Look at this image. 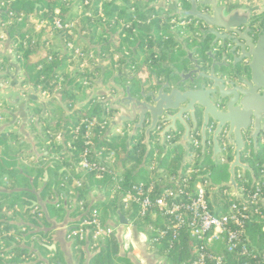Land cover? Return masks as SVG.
<instances>
[{"label": "water", "instance_id": "obj_1", "mask_svg": "<svg viewBox=\"0 0 264 264\" xmlns=\"http://www.w3.org/2000/svg\"><path fill=\"white\" fill-rule=\"evenodd\" d=\"M177 2L161 0L150 7L168 11L178 20L191 18L201 22V38L194 39L190 47L191 40L184 42L176 36V47L166 58L153 49L158 54L156 64L162 60L164 63L157 71L144 69L141 67L144 64L133 72L126 68L118 71L101 68L99 79L92 80L94 85L85 91L84 100L77 102V106L92 105L93 110L98 108L102 115L109 116L106 135L113 127L131 125L129 142L138 129L143 130L145 156L150 149L151 133L157 132L160 145L165 148L166 135L181 132L174 144L184 149L178 174L186 164L191 132L198 131L203 155L207 139L211 140L213 161L222 153L220 140L224 137L232 148V160L227 169L229 180L214 185L215 190L210 192L212 209L216 211L215 196L224 200L219 192L223 187L233 188L229 199L234 196L240 203L247 204L237 193L235 176L236 169H241L243 174L248 171L255 181L252 168L241 160L242 153L252 145L256 154L264 143V0H186L181 7ZM11 45L10 38L0 40V77L8 79V84L0 81V98L8 107L3 113L11 118L0 131L18 121L15 135L23 137L20 144L30 146L26 154L34 153L38 159L46 152H38L32 131L27 130L29 120L35 118L34 126L38 129L39 118L44 116L52 99L65 115L74 113L75 109L67 110L57 96L46 98L30 86L23 87L17 80L20 63L12 54ZM92 47L99 50V46ZM35 104L41 111L30 114V107ZM37 133L40 134L39 129ZM261 169L264 172V163ZM259 203L264 207V198ZM119 219L121 224L127 223L121 214ZM70 228H66L65 238ZM66 241L71 256L64 263L51 258L43 264H89L97 253L90 254L85 249L87 256L81 261L80 255L73 256V240Z\"/></svg>", "mask_w": 264, "mask_h": 264}, {"label": "built area", "instance_id": "obj_2", "mask_svg": "<svg viewBox=\"0 0 264 264\" xmlns=\"http://www.w3.org/2000/svg\"><path fill=\"white\" fill-rule=\"evenodd\" d=\"M11 1L13 0H0V5L3 7ZM58 1L64 2V0ZM185 1L178 0L177 5L181 7ZM43 12L47 13V10L44 9ZM94 12L99 13L98 10ZM9 15L12 16L11 13ZM23 16L21 14L17 17L20 22ZM100 16L101 21L107 22V17L103 14ZM85 17L92 22V17L88 15ZM128 17L129 19H123L129 21L131 26L128 24L124 26L130 28L135 35H138L135 26L144 24L146 19L147 23H150L151 19L155 18L159 21V25L168 22L171 32L180 31L181 33L192 21L190 18L178 20L170 14L166 17L150 15L143 21L137 15ZM112 19V22L117 23L123 20L118 15L112 16ZM71 23V20L60 17V9L56 7L52 10V14L39 17L37 29L49 31L48 34L58 36L65 46L66 43L71 46L76 41L72 40L74 33L68 30ZM133 24L136 25L133 26ZM105 27L108 29V26L105 25ZM5 34L2 33L0 39H6V35L7 39L11 38L9 34ZM80 34L81 32L78 35ZM119 34L123 36L122 38L127 36L124 31ZM32 37L26 34L24 37L17 35L11 39V48L15 50L16 60H22L24 50L36 44H32ZM122 50L125 51V48L122 47ZM127 52L124 53L128 55ZM47 59L50 60V57ZM129 69H134V66L129 65ZM38 70H43L41 64L37 66ZM110 120L109 116L105 118L101 114H88L73 125L72 142L70 141L67 145L70 159L68 158V165L64 164L62 170L73 171L79 177L67 173L63 175L60 185L67 182L77 191L89 181L91 176L97 179L108 176L111 180L110 197L126 211V216L131 217L132 223L134 220L143 222L149 219L151 221L147 223L150 235L146 242L150 251L161 252L164 262L172 260L174 249L185 238L190 242V258L178 260L175 264H232V261L233 264H264V207L259 203L264 198L262 169L254 182L240 171L236 172L237 193L242 195L247 204L240 203L234 196L229 199L228 195L233 188L223 187L219 192L225 201L219 203L216 211H213L210 191L215 190V187L204 173L203 165L200 163L202 147L197 131L189 135V156L185 169L180 174H171L162 183L158 179L128 183L107 163V159H111L113 155V152L106 147L110 143L112 134L123 135L124 133L121 127H113L106 135ZM210 131L209 128L208 132ZM171 138V135L166 137L167 140ZM210 142L211 140L207 139L206 145ZM220 147L223 154L220 161L223 162L229 154L224 137L220 140ZM250 153V149L247 148L242 154L248 158ZM74 157L78 166L73 161ZM154 166V162H150L149 170L153 171ZM5 177L7 176L2 178ZM62 196V204H53L56 209H62L64 203L69 206L68 200H72L81 214L68 230L67 238L73 240L74 247L77 249L84 246L90 254L97 252L101 247L99 240L112 236L114 229L103 221L99 209L93 204L88 206L87 202L78 199L77 195L69 199L63 192ZM36 210L37 207L34 208V212ZM258 225H260V233H254V228ZM22 257V263L27 261L25 256Z\"/></svg>", "mask_w": 264, "mask_h": 264}, {"label": "rangeland", "instance_id": "obj_3", "mask_svg": "<svg viewBox=\"0 0 264 264\" xmlns=\"http://www.w3.org/2000/svg\"><path fill=\"white\" fill-rule=\"evenodd\" d=\"M161 0H121L119 1L121 9H125L126 16L131 15H137L139 14L140 10L147 9L151 5L156 4L160 2ZM166 2H169V0H165ZM109 0H64V2H60L63 7L69 8L66 9L65 13L67 14L66 19L71 20L72 23L70 24L71 27H69L68 30H70L72 33L77 32L72 40H76L73 42V45H67L63 44L61 41L60 43H57L58 45L54 46V50L52 51L51 55L57 54L59 55L58 58H60L65 64V69L63 72L58 71V73H61V77L58 75H53L51 77V80H46L43 76H41L39 81L37 83L34 81L30 84V87L34 88L36 91H39L42 96L49 98L52 95L57 96L60 101L63 103V105L67 108V110L75 109L74 113L70 115H65V111L58 105L57 101L55 99H52L50 104L46 106L44 116L39 118L38 121V129L40 134H38V129L34 126V119L32 118L29 120V126L27 127V130L32 131V136L34 137V140L37 142L38 152H48L47 158L49 159V164L51 167L56 166L54 168H51V174L53 172H56L57 176L50 177V183L48 184V195H47V202L50 204L59 203L62 204V194L65 192L67 194V197L71 199L73 196H76L78 193L75 189H73L72 186H70L67 182L63 185H60L62 183L63 175L67 173H71L72 175H75L73 171L67 172L66 170H62V167L64 164L68 165L70 152L67 149V145L72 139L71 131L73 130V125H75L80 119L85 118V116L91 114V111H94L96 114H101L100 110L98 108L92 109V105L90 106H77V102H81L84 100L85 91L90 89L94 84L92 83V80L99 79V76L101 74L102 69L104 71L109 70H120L121 68H126L130 71L134 69H129V65H131L128 61L129 55H135L137 54L141 56L142 60L144 61L148 54H144L145 51L141 50V46H135V41L132 43H125L124 39L119 34V32H125L127 33L130 28H126L124 25L128 24L129 21H124L123 18L129 19V17L126 16H119L123 20H119V22H112V17H108L106 15L107 9L105 10V5L110 4ZM98 5V6H97ZM1 6V5H0ZM97 6V7H96ZM94 10H98L99 13L94 12ZM43 10L38 11L36 14H29L24 15L22 17V20L27 21L28 29H30L31 36L33 43H39L41 45L46 40L48 43H43L45 45H49L50 41H53V38L56 36L51 34L50 38H45L47 32L44 30V33L37 37L38 32H40V29H37L38 27V21L39 17H44ZM90 14V15H89ZM100 14H103L104 17H107V22L105 20L101 21ZM149 17L150 15H155V17H166L167 14H169L168 11H165L163 9H154L151 13H146ZM92 17V22L90 20H87L85 16ZM70 18V19H69ZM5 21L8 19L7 17L3 18ZM151 19L152 21L150 23H147V19L144 21V24H141L139 26H135L139 28L140 30L144 29L146 31H152L155 36L162 31H169V23H163L160 26V30H158L155 26L156 19ZM126 20V19H125ZM12 22H20V20H10ZM86 21V22H85ZM143 21V20H142ZM75 22V23H74ZM87 22L90 23H97V28L94 31H91L88 26L85 24ZM0 21V35L2 33H6L8 24L4 26L1 25ZM13 24V23H11ZM131 24V23H130ZM86 25V26H85ZM104 25V26H103ZM108 26V29L105 27ZM32 26V27H30ZM131 26V25H129ZM25 30V29H23ZM40 30V31H39ZM22 31V30H20ZM81 32V38H78V34ZM142 32V31H141ZM50 33V32H49ZM143 33V32H142ZM7 34V33H6ZM5 34V35H6ZM118 34V35H117ZM139 35V33H138ZM141 36V34L139 35ZM45 38V39H43ZM82 39V40H81ZM1 41H7V35L6 39H0ZM145 39L141 38L142 46L144 44ZM160 37L158 40V43L160 44ZM100 46L105 47L104 52H101L100 54H95V50H92L91 52L90 47L91 46ZM12 46V45H11ZM122 47L125 48V51H128V55H126L122 50ZM137 47V48H135ZM12 49V48H11ZM101 49V48H100ZM136 51L131 52L130 50ZM172 49H165L164 51V58L169 57ZM12 54L16 55L15 50L12 49ZM50 55V58L52 59V56ZM18 61V60H17ZM131 63V64H130ZM163 60L159 65H155L154 68H152L153 71L160 70V67L163 65ZM42 66V64H41ZM102 68V69H101ZM148 69V68H147ZM133 72V71H132ZM65 73V74H64ZM70 73L71 77L72 75H75V77L78 79V86L74 88V86L77 85V82L73 84V82H70L72 80H68L67 75ZM5 84H8V81L5 82ZM72 92H77L72 93ZM73 98H71V97ZM53 107L49 109L50 107ZM8 109L5 101L0 98V128L1 126L5 125L6 123L10 122L11 118L3 113V110ZM41 111V108L36 111V114H39ZM31 114V113H30ZM95 114V115H96ZM103 117H108L107 115H102ZM16 127V126H15ZM15 127H5L3 130L0 131V135H8L10 133H13V129ZM119 127V126H116ZM32 128V129H31ZM18 131V126L17 130ZM20 139L22 140L23 137L21 136ZM20 140V141H21ZM124 141V138L120 134L113 133L110 138V144H117L118 142ZM72 142V141H71ZM23 145H26L25 143ZM16 150L22 151L19 153H15L11 158L8 156L9 159L12 161L15 160V163H11L10 166H7L6 170L13 171L15 174H20L22 171L24 172V166L29 163V158L26 155V147H21L20 145L16 146ZM40 158H44V156H41ZM69 158V159H68ZM8 161V159H5ZM65 160V161H64ZM4 161V159H3ZM18 161L19 163H17ZM61 161L63 163H61ZM76 165L78 166L76 157H74L73 160ZM10 162V161H9ZM118 166L115 167V171L119 172L121 171V168L128 169L123 163L119 162L117 163ZM60 168V169H59ZM67 168V167H66ZM0 167V180H1V192L3 193H13L14 188L13 185L16 183L11 177L10 179L5 177L2 178L6 172ZM173 172V170H171ZM149 173L146 169L142 168L139 170L138 174L136 176H133L132 179L134 182H139L144 180L146 177H148ZM76 177L79 175H75ZM22 180V183H16L19 184L18 188H22L24 186L25 180L22 179V177H19ZM95 180H104L102 179H95V178H89V181H91V190H96L99 186L95 183ZM18 182V181H17ZM103 184V183H99ZM83 186V185H82ZM109 188L106 189V195L108 196ZM78 198V196H77ZM83 200L84 202H87V205H89V196L88 194H84L81 198H78ZM72 200H68V204H70L68 207L73 208L75 214H78V208L74 206V203ZM109 200H107L104 204H97L94 205L97 207L101 213V218L106 217L107 208L111 205H109ZM30 206L27 204L25 206L24 204L20 203L18 200L15 201L13 199H8L6 196H0V216H2V220L4 221L3 225H0V260H4L8 262V260H11L15 254L21 260H23V257L25 253H21L20 256L17 255V251L9 252V249L11 247H18L22 248L23 250L24 245L26 244V240H28V231L26 230L27 225L25 223H34L37 221V218H33L28 212L27 214L24 213L23 209L25 210V207ZM34 208V207H33ZM33 213H34V209ZM31 209V207H29ZM125 211V210H124ZM126 212V211H125ZM112 218L115 219V214H111ZM24 222V223H23ZM8 224L16 225V227H8ZM112 236L105 237L103 239L99 240V245L102 247L103 245L107 244L108 240ZM99 246V247H100ZM100 247V248H101ZM98 252V251H97ZM19 254V253H18ZM170 261V260H169ZM167 261L166 264H170V262ZM19 264H23L20 262ZM97 264V263H93Z\"/></svg>", "mask_w": 264, "mask_h": 264}, {"label": "crops", "instance_id": "obj_4", "mask_svg": "<svg viewBox=\"0 0 264 264\" xmlns=\"http://www.w3.org/2000/svg\"><path fill=\"white\" fill-rule=\"evenodd\" d=\"M0 21L3 23L2 26L4 27L6 24H8L7 29L11 26L12 21H10V19H7L5 21L2 18V16H0ZM21 22H25V24H23V26L21 27H17L19 28V30L10 39H13L15 36L20 35L22 33H24V36L26 34L31 35L30 29H28L29 27L27 21L22 20ZM21 22H19V24ZM6 33L9 34V30H6ZM42 33H44V29H41V31L38 32L37 37L42 35ZM76 33L77 32H74V35ZM45 38L49 39L50 34L47 33ZM78 38L80 39L81 35H79ZM43 43H48V41L46 40ZM43 43L39 45V43L37 42L35 45H32L29 55L25 57L23 53V59L18 61L20 63V69L17 75V80L23 85V87L30 86V84L33 83L34 81L37 83V81H39V78L41 76H43L45 79L50 81L53 75L60 76L61 73L59 74L58 71L63 72L65 69V65H64L65 63L60 58H58L59 55L57 54L54 55V53L53 55H51L52 51L54 50L53 47L58 45L57 43H60L59 37L56 36L55 38H53V41H50L49 45H45ZM92 50H95V54H100L101 52H104V50L106 49L101 50L99 46V50L97 48L92 47L90 48L89 51L91 52ZM25 51L26 49L24 50V52ZM50 55L52 56V59L50 58V60H48L47 57H50ZM52 60H54L55 63H57V66L53 68L54 71L48 75L42 74L37 78L38 72L41 71V70L37 71V66L39 64H42L44 69L48 64H51ZM66 75L68 80H72L70 82H73V84L77 82V85L74 86V88L77 87L78 79L75 77V75H72V77L70 73ZM0 81H4L5 83L8 81V79L0 77ZM72 93L77 94V92H72ZM30 108H31L30 113L35 114L40 107L37 106V104H35V105H31ZM51 108L53 107L51 106L49 109ZM18 125L19 122L17 121V123L11 126V127L16 126L15 129L12 130L13 133H10L8 135L6 134L3 135L5 140L0 141V159L3 158L4 162L8 163L9 166L11 163L13 162L15 163V160L12 161L11 159L8 158V156H10L11 158L15 153H19L23 151V150L22 151L16 150V146L20 145L21 147L24 148L26 147L27 150L30 149L29 145L20 144V140H21L20 136L15 135ZM126 126L122 128L124 133L123 135H121L124 138V141L118 142V145L116 143L113 145L109 143L106 146L113 152L112 158L107 159V163L111 166L112 169L115 170V167L118 166L117 163L119 162L123 163L126 167H128L127 170L121 168V171L119 172L115 171L118 175L122 176L125 179V181H127L128 183H131L134 182L132 177L136 176L139 170L144 168L148 171L149 175L142 181L146 182L149 181L150 179H158L162 183L164 182L165 178L168 177L169 175L178 174L180 163L182 161L184 154V149L182 146L174 145V144L179 140V137L181 136V132L178 134L172 133L174 135H172L170 142L165 143V148H162V146L160 145V141L156 145L149 141L150 149L147 155L145 156L146 146L143 144L144 131L138 129L136 131V134L133 137H131L130 141L128 142V134L131 131V125H128L127 127ZM1 136L2 135H0V138ZM137 143L142 145L144 149V154L141 158L142 159L141 162L136 165L135 161L130 160L128 155L132 150L133 145ZM187 146L189 148V143ZM247 148L250 149L251 153L254 152L252 145H249ZM228 151L229 154L227 155L226 160L223 162L220 161V157L223 156L222 153L217 155L215 161L212 160V142H210L209 145H206L204 155L201 152L200 163H202L204 168V173L208 176L213 186L219 185L229 180V174L227 169H228V164L232 160V155H231L232 148L228 147ZM27 156L29 158V163L24 166V172L22 171L19 174L24 176L26 185L22 186V188H18V186L15 187L14 192L16 193L27 192L33 196V199H30L31 200V202L29 203L30 206L25 207L26 209L25 210L23 209V211L26 214L30 212L33 218H37V221L34 223L32 222L25 223V225H27L26 230L28 231L27 233L28 240H26V244L24 245L25 248L24 256L26 257L27 261H25L23 264H31L36 260H41L39 261L38 264H43V261L44 262L49 261L51 258H56L60 262L64 263V261H66V259H68L69 256H71L68 249V243H66L67 242L66 239L68 238H65L66 228L74 224L78 220L81 214H79V212L78 214H75L74 209L69 208L65 203L62 209H56L53 206V204L47 202L48 184L51 181L50 170H52L51 168L56 167V166L51 167V165L49 164V159L47 158L48 152L46 153L44 158L39 157L38 159H36L34 153H30ZM188 156H189V151L186 157V161L188 159ZM5 159H8V161ZM152 161L155 164L154 166L155 169L153 171L149 170L150 162ZM16 162L19 163L18 161ZM173 162H175L176 164H173ZM242 162L247 163L250 166V163L247 160L244 159L242 160ZM211 165L214 168L224 167L227 175L225 176L223 174H219V175L212 174ZM2 169L4 170L2 172L7 173L4 176H7L9 179L11 177L16 183H20V182L22 183V180L19 178L18 174H15L13 171H8L5 168ZM183 169H185V166L182 168V170ZM38 170H41V174L38 176V178H36L38 175ZM171 170H173V172ZM252 170L255 174L253 168ZM239 171L242 173L241 169H236V172ZM211 175L213 177H211ZM243 175L246 178L252 180L251 175L248 171L245 172ZM110 181L111 180L108 176H106L104 180L101 181L95 180V183L99 185L97 189L91 190V188H88L86 193L89 196V205L91 204L96 205V203L104 204L107 200L110 201L109 205H111V207L109 206L107 208L106 217L103 218V221L106 222L108 226L114 229V233L112 236L117 237L118 253L116 254V257L113 259V264H166V262H164L162 259L161 252L159 251L160 253H157L154 251H150L148 247V243L146 242L147 237H149L150 235L147 223L151 221L149 219L143 222L139 220H134L132 223L131 217L126 216L127 213L120 206V204L114 201L110 197V194L108 196L106 195V189L109 188ZM100 182L103 184H99ZM224 201L225 199L222 200L219 197L215 196L213 204L215 205L216 208L219 206V203H224ZM25 206H27V204H25ZM29 207H31V209H29ZM33 207L34 208L37 207V210L34 213L32 210ZM112 213L115 214V219L112 218L111 216ZM120 214L123 215L127 220L126 224L120 223V219H119ZM182 241L184 243L182 245V249L189 254L188 258H190V252H189L190 242L185 238ZM74 246L75 244L71 245V250L74 253L73 256L76 257L77 255H80L81 261H84L87 256L85 253L86 247L83 246L81 248L83 250L80 251L79 250L80 248L77 249ZM188 258H183L181 260H186ZM92 259L89 261V264L94 263ZM169 262L170 264L177 263L173 259L170 260ZM97 264H106V263L97 262Z\"/></svg>", "mask_w": 264, "mask_h": 264}, {"label": "trees", "instance_id": "obj_5", "mask_svg": "<svg viewBox=\"0 0 264 264\" xmlns=\"http://www.w3.org/2000/svg\"><path fill=\"white\" fill-rule=\"evenodd\" d=\"M119 1L121 0H112V2H109L110 4H106L105 5V10L107 9V13L106 15L108 17H112L114 16V14H118L119 16H126V12L125 9H121ZM59 8L60 9V17L65 19L67 17V14L65 13L66 9H69L68 7L65 8L63 7V5L58 1V0H13L11 1L9 4H5V6L1 7L0 6V16H2V18L7 17L10 20H15L17 17H19V15L23 14V15H29V14H36L38 13V11L47 10V13H43L44 16H47L49 14H52V10L55 8ZM154 11V8L152 7H147V9H144L143 11L140 10L138 16L141 18V20H145L148 15L146 13H151ZM11 13L12 16H10L9 14ZM128 17V16H126ZM70 19V18H69ZM86 22V21H85ZM23 24H25V22H21L20 24H18V22H13V24H11V26L7 29L9 30V36L12 37L14 34L17 33V31L19 30V28L17 27H21L23 26ZM88 28L91 31H94L97 28V23H90L87 22L85 23ZM85 25V26H86ZM136 24H133V26H135ZM104 26V25H103ZM156 28L158 30H160V26H159V21L156 20V24H155ZM139 35L141 34V36L139 35H135L132 33V30H128L127 32V36L125 37L124 41L125 43H132L133 41H135V46H141V38H150L152 37L151 35H153L154 33H152V31H146L144 29L140 30L139 28H137ZM143 33H142V32ZM26 34V33H25ZM21 37H24V33L20 34ZM150 40V39H148ZM159 39H157L156 41L158 42ZM153 44V42L150 41V46ZM101 50L102 47H100ZM137 48V47H135ZM31 51V46L29 48L26 49V51L24 52V56H28L29 53ZM131 52H134L132 49L130 50ZM136 52V51H135ZM133 58V57H132ZM57 66V63H55L54 60H52L51 64H48L43 70L39 71L37 74V78L44 74V75H48L50 73H52L54 71V67ZM47 79H45L46 81ZM91 114H96L94 111H91ZM5 140L3 135L0 138V141ZM144 154V149L142 147V145L140 144H134L132 150L129 153V159L132 161H135V164H139L141 162V158ZM247 160L250 163V166L254 169L255 171V176H259L260 174V170H261V164L264 163V143L260 144V148L257 150V153L254 154V152L251 153L250 157H244L242 154V160ZM173 164H176L175 162H173ZM9 166L8 163H5L3 161V158L0 159V167L5 168V167ZM7 169V168H5ZM211 170H212V174H223V175H227L225 168L223 167H217L214 168L211 165ZM41 174V170H38V175L36 178H38V176ZM19 175V174H18ZM22 177L23 180H25L23 175H19V177ZM57 176L56 172H52L51 175V170H50V177H54ZM211 177H213L211 175ZM90 178H94L93 176H91ZM103 178V177H102ZM101 178V179H102ZM105 178V177H104ZM103 178V179H104ZM1 184V183H0ZM26 185V184H25ZM91 181H88L87 183H84L83 186L77 190V196L78 198H81L84 194H86L87 189L90 188L91 186ZM19 186V184L14 183L13 187H17ZM0 190H1V185H0ZM0 196H6L8 197V199H13L15 201H19L22 204H29L31 202L30 199H33V196L27 192H13V193H3L0 191ZM25 213V212H24ZM104 218V217H103ZM4 221L2 220V216H0V225H3ZM259 226H256L254 228V233H260L259 230ZM8 227H16V225L13 224H8ZM260 236V235H259ZM183 241H181V244L179 246H176V248L174 249L173 252V260L175 262H177L178 260H181L183 258H188L189 254L186 253L183 249H182V245H183ZM80 251L82 250L81 248L79 249ZM18 252L17 255L20 256L21 253H25V250H23L22 248H18V247H11L9 249V252ZM118 253V242H117V237L112 236L107 244L103 245L99 250L98 253H96V255L93 257V262L97 263V262H103L106 264H113V259L116 257V254ZM21 261L18 257L17 260V256L15 254V256L11 259L8 260V262L4 261V260H0V264H19ZM234 262L232 261V264Z\"/></svg>", "mask_w": 264, "mask_h": 264}, {"label": "flooded vegetation", "instance_id": "obj_6", "mask_svg": "<svg viewBox=\"0 0 264 264\" xmlns=\"http://www.w3.org/2000/svg\"><path fill=\"white\" fill-rule=\"evenodd\" d=\"M191 20H192L191 23L185 27V29L183 30V33H181L180 31L171 32L170 30L169 31L167 30L165 32L160 31L157 34V36L154 35V36L148 38L150 40H148L147 38L146 39L144 38L145 41H144L143 46L141 44V50L145 51L144 54H148L146 57V60H144V61L142 60L143 53H141V56H139V57H137L138 55L135 54V55H133V58H132V55H130L129 59H128L129 62L131 60L132 64L131 63L130 64L134 66V70L136 69L137 66H139L141 64H144L143 66L141 65V67H143L144 69L154 68L155 65H157L156 63L158 60V54L156 52H154L153 49L159 50L164 55L165 49H169V48L173 49L174 47H176V45L174 44V40H175L176 36H178L184 42H188L191 40L190 47H192L194 45V39L197 40V39L201 38V32L199 30L201 22L193 20V19H191ZM163 23H166V22H163ZM159 37L161 40L160 44L156 41L157 39H159ZM150 41L153 42V44L151 46H150ZM144 46H145V48H144ZM167 136H170V135H166V137ZM166 137H165L164 143L170 142V140H167ZM149 141L154 143L155 145L159 143L160 137L157 135V132L151 133Z\"/></svg>", "mask_w": 264, "mask_h": 264}]
</instances>
